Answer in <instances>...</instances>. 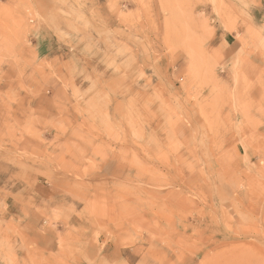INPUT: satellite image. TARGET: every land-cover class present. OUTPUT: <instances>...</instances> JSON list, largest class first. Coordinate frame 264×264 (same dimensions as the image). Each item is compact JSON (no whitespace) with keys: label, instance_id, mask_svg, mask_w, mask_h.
Instances as JSON below:
<instances>
[{"label":"rangeland","instance_id":"rangeland-1","mask_svg":"<svg viewBox=\"0 0 264 264\" xmlns=\"http://www.w3.org/2000/svg\"><path fill=\"white\" fill-rule=\"evenodd\" d=\"M0 264H264V0H0Z\"/></svg>","mask_w":264,"mask_h":264}]
</instances>
